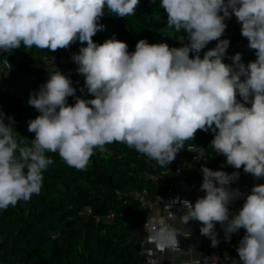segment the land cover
<instances>
[{"label": "clouds", "instance_id": "9594fccd", "mask_svg": "<svg viewBox=\"0 0 264 264\" xmlns=\"http://www.w3.org/2000/svg\"><path fill=\"white\" fill-rule=\"evenodd\" d=\"M139 5L140 0H0V52L22 44L55 52L86 42L72 59L94 97L69 105L67 98L75 94L71 80L59 71L51 74L29 97L40 113L28 122L27 130L35 134L30 146H21L14 118L6 122L0 112V210L41 193L43 173L54 163L46 152L84 171L96 150L107 152L106 145L119 142L164 167L198 130L214 133L211 146L228 165L264 178V0H161L167 29L187 34L186 44L177 36L181 47L141 39L130 53L127 43L114 37L93 41L104 28L99 21L106 11L125 18ZM232 15L255 50L256 60L247 65L239 53L231 64L223 62L230 42L221 37ZM214 40L216 46L201 58ZM201 171L205 195L194 205L177 198L166 207L179 202L185 209L179 223L199 221L213 247L219 243L217 223L228 238L244 229L236 249L240 264H264V184L254 185L238 213L230 214L229 204L242 195L230 187L238 172L204 166ZM170 216L177 220L171 211ZM180 235L191 233L164 226L153 238L177 249Z\"/></svg>", "mask_w": 264, "mask_h": 264}, {"label": "trees", "instance_id": "16d2710c", "mask_svg": "<svg viewBox=\"0 0 264 264\" xmlns=\"http://www.w3.org/2000/svg\"><path fill=\"white\" fill-rule=\"evenodd\" d=\"M99 22L104 28L93 41L102 44L114 37L127 43L130 53L141 39L181 47L179 35L188 43L185 32L177 34L167 29V13L161 7V0H140L135 15L125 18L106 11ZM225 23L227 28L221 39L230 43L223 62L231 64L237 53L245 65L255 61V50L237 45L240 34L233 31L238 23L236 17L232 15ZM216 44L215 40L209 42L201 51V58ZM83 46L86 42L81 44L77 40L55 52L36 47L27 49L23 44L0 52V63L8 59L14 66L0 81V112L5 114L6 122L8 117L14 118L13 127L21 146L31 145L35 134L27 130L28 122L40 115L28 103L30 94L38 93L55 71L68 77L75 89L74 96L67 98L69 105H74L77 98H94L85 87L79 65L72 59ZM194 55L190 53V58ZM60 56L64 60H59ZM213 138L211 130H198L172 162H180L192 178L203 179L202 166L213 171L238 172L240 176L242 168L228 165L226 157L214 151ZM192 143L204 146L212 159L205 163L192 161L188 152ZM106 147L108 151L104 153L96 150L84 171L69 167L58 153L46 152L54 163L43 173L41 193L33 195L28 202L20 201L15 207L0 210V264H138L141 240L130 238L137 218L144 223L146 211L134 191L142 187L155 190V181L146 175L170 164L161 167L123 143L114 142ZM240 231L238 243L245 235L244 229Z\"/></svg>", "mask_w": 264, "mask_h": 264}, {"label": "built area", "instance_id": "2783aa9c", "mask_svg": "<svg viewBox=\"0 0 264 264\" xmlns=\"http://www.w3.org/2000/svg\"><path fill=\"white\" fill-rule=\"evenodd\" d=\"M233 31L240 34L237 41L238 46L248 48V40L241 35V24L238 22ZM11 65L7 68L5 61ZM59 60H64L60 56ZM47 64L50 61L47 60ZM13 63L5 59L0 63V81L7 77L13 70ZM188 152L191 160L194 162L205 163L212 159V155L198 143H192L188 146ZM173 171V173H171ZM232 174L233 172H226ZM146 177H151L156 183V189L147 187L138 188L134 191L135 197L140 201L141 207L146 211V219L144 221L145 232L141 239L139 250L138 264H160L162 254L166 247L160 246L153 238L155 233L164 226H173V218L170 216V211L177 217L184 214L185 209L179 202L174 204L170 209L166 207L171 201L179 198V201L188 200L195 203V200L201 198L205 193L201 190L202 178H192L183 168L180 162H171L169 167L158 168L154 174H147ZM264 184V178H255L251 174L245 173L242 168V173L232 182L230 187L238 189L242 194L229 204L230 214H237L244 203L247 194L251 193L254 185ZM183 189H187L197 197H189L183 194ZM217 233L216 239L218 244L213 247L209 237L201 243L202 258L201 264H240L237 247L239 243L237 238L240 230L230 234V238L226 237L224 228L217 223L215 225ZM179 247L173 249L181 251L184 248V240L181 235L178 236ZM172 249V248H171Z\"/></svg>", "mask_w": 264, "mask_h": 264}, {"label": "crops", "instance_id": "0c3cea01", "mask_svg": "<svg viewBox=\"0 0 264 264\" xmlns=\"http://www.w3.org/2000/svg\"><path fill=\"white\" fill-rule=\"evenodd\" d=\"M183 194L189 197H197L196 194H193L187 189H183ZM181 216H177L176 221L173 220V225L178 228L182 227L184 231H189L191 235L188 237L181 235V239L184 240L185 243L184 248L181 251L166 247L162 254V261L160 264H201V243L207 238L200 233L202 224L199 221L193 220L189 221L186 225H181L179 223V218Z\"/></svg>", "mask_w": 264, "mask_h": 264}, {"label": "water", "instance_id": "95a60500", "mask_svg": "<svg viewBox=\"0 0 264 264\" xmlns=\"http://www.w3.org/2000/svg\"><path fill=\"white\" fill-rule=\"evenodd\" d=\"M134 229L135 231L131 234L130 240H134L136 238L141 240L145 232V225L138 218H137L136 223L134 224Z\"/></svg>", "mask_w": 264, "mask_h": 264}]
</instances>
